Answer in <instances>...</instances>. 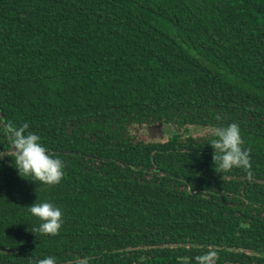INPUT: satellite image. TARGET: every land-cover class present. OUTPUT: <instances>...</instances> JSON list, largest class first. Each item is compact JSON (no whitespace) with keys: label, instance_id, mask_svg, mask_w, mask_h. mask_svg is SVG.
Here are the masks:
<instances>
[{"label":"trees","instance_id":"trees-1","mask_svg":"<svg viewBox=\"0 0 264 264\" xmlns=\"http://www.w3.org/2000/svg\"><path fill=\"white\" fill-rule=\"evenodd\" d=\"M9 122L60 183L18 175ZM234 122L250 176L189 131ZM157 124L166 141L134 135ZM35 202L61 208L57 235L32 232ZM0 246L18 248L0 264H264V0H0Z\"/></svg>","mask_w":264,"mask_h":264},{"label":"clouds","instance_id":"clouds-1","mask_svg":"<svg viewBox=\"0 0 264 264\" xmlns=\"http://www.w3.org/2000/svg\"><path fill=\"white\" fill-rule=\"evenodd\" d=\"M220 118L217 117V120ZM27 123L16 124L9 122L3 129L10 139L11 147L15 153L14 169L20 177H29L30 181L40 182L43 185H56L64 175V162L53 157L43 146L41 137L28 131ZM240 127L237 123L213 129L212 138L208 145L213 149V162L215 169L227 172L233 168H242L249 171V153L242 147ZM29 213L39 221L38 227L32 232L43 235H57L64 223L60 207L50 202L33 203L28 206ZM216 252L209 250L194 257L196 264H214ZM36 264H56L53 256H45L36 261Z\"/></svg>","mask_w":264,"mask_h":264},{"label":"rangeland","instance_id":"rangeland-1","mask_svg":"<svg viewBox=\"0 0 264 264\" xmlns=\"http://www.w3.org/2000/svg\"><path fill=\"white\" fill-rule=\"evenodd\" d=\"M148 127V126H147ZM162 129H164V128H162ZM182 133V131L180 132V134ZM190 133L194 136V137H206V136H208L209 134H212L213 133V131H212V129L210 130V129H201V130H195L194 129V127H190ZM150 133L147 131V130H145V128L143 127V126H140L138 129H136L135 131H134V135H136L138 138H140V139H144V140H148L149 138H148V135H149ZM186 135H187V133H185ZM171 135V133L169 132V134H165V133H160V132H157L156 130H154L153 132H152V136H153V138L154 139H162L163 141H166L167 140V138L169 137ZM182 135V137L184 136V133L183 134H181ZM161 136H163V138L161 137ZM167 136V138H165ZM10 249V248H9ZM11 250H13V249H11ZM12 252H14V250L12 251ZM12 254V253H11ZM39 258L41 259L42 257H40L39 256Z\"/></svg>","mask_w":264,"mask_h":264},{"label":"flooded vegetation","instance_id":"flooded-vegetation-1","mask_svg":"<svg viewBox=\"0 0 264 264\" xmlns=\"http://www.w3.org/2000/svg\"><path fill=\"white\" fill-rule=\"evenodd\" d=\"M149 125V124H148ZM148 125H145L144 127H147ZM165 128V134H169L168 132H167V128H166V126L164 127ZM201 129H207V128H201ZM189 131H190V129H189ZM182 136V135H181ZM165 138H167V136L165 137ZM218 177H220L219 176V174L217 175ZM226 177H228V175L227 174H225L222 178H226ZM261 241V238L260 237H258V239L256 240V241H250V240H248V242H246L245 240H242V242H241V246L243 247V246H245L247 243L248 244H251V245H253V246H255V247H258L259 249H260V244H259V242ZM7 248H10V249H13L14 250V252H8V253H12V254H16L17 253V249L18 248H15V247H7ZM210 248V247H209ZM243 250V249H242ZM1 252V251H0ZM243 252L244 253H247L248 255H252V251H251V249L247 252V251H245V250H243ZM3 253H5V252H3ZM31 258H33V259H35V257L34 256H31ZM251 258V257H250ZM250 258H248V259H250ZM37 259H40L39 258V256H38V258ZM216 263V260L214 261V264ZM35 264V263H34ZM237 264H245V263H243V262H237Z\"/></svg>","mask_w":264,"mask_h":264},{"label":"water","instance_id":"water-1","mask_svg":"<svg viewBox=\"0 0 264 264\" xmlns=\"http://www.w3.org/2000/svg\"><path fill=\"white\" fill-rule=\"evenodd\" d=\"M162 128H163V125H159V124H157V125H150L149 127H147V131L150 133L148 135V138L149 139H154L153 136H152V132L154 130H156L157 132H160L162 134L163 133V129ZM161 137L163 138V136H161ZM0 251L1 252L8 253V252H12L13 250H11V249H9L7 247H4V246H0Z\"/></svg>","mask_w":264,"mask_h":264}]
</instances>
